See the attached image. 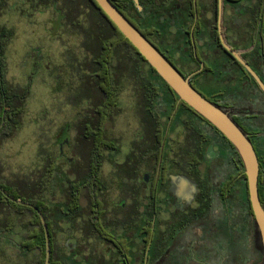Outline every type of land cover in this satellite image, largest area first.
<instances>
[{"label": "flooded vegetation", "instance_id": "flooded-vegetation-1", "mask_svg": "<svg viewBox=\"0 0 264 264\" xmlns=\"http://www.w3.org/2000/svg\"><path fill=\"white\" fill-rule=\"evenodd\" d=\"M160 1H155L152 9L139 10L145 20L116 3L141 29L149 28L152 19L157 33L151 38L168 53L162 42L165 37L177 49V61L193 52L195 61L190 67L196 70L189 76L201 70L190 82L250 140L259 161L258 185L264 188V91L232 53L239 54L264 84V0H166L164 6H158ZM51 5L62 15L56 18L57 27L77 30L81 42L90 43L83 25L75 26L76 21L63 17L60 2ZM82 49L83 56L70 61L68 69L56 71L57 76L66 78L58 92L56 87L50 89L61 97L53 108L62 116L52 126L44 102V132L54 142L51 148L43 144L35 177L25 178L28 183H38L41 199L52 208L50 231H55V236L50 264L259 263L261 246L246 201L245 168L233 144L198 113L192 114L173 99L162 113L158 100L148 102L150 122H160L165 131L159 132L156 126L154 132L145 130V122L137 116L142 107L133 86L130 109L135 129L129 135L113 134L123 112L121 96L127 90L119 96V115L107 116L106 110L97 115L89 93L98 71L91 64V51L85 45ZM211 60L215 61L211 73L199 82L194 80ZM177 61L178 69L187 68ZM2 90L7 91L5 87ZM4 101L8 102L7 96ZM170 107H174L172 120L168 117ZM188 113L200 130L192 126ZM5 173L0 182L7 186L11 180ZM0 188L7 193L2 185ZM72 194L79 195L77 209L71 207ZM28 199H33L31 194ZM260 200L264 206V191ZM21 202L24 204L18 205L36 211L34 204ZM0 217L2 220L3 215ZM18 218L23 219L21 215ZM18 223L11 230L0 226V231H15ZM17 248L27 258L23 264H40L38 249H23L21 243Z\"/></svg>", "mask_w": 264, "mask_h": 264}, {"label": "trees", "instance_id": "trees-1", "mask_svg": "<svg viewBox=\"0 0 264 264\" xmlns=\"http://www.w3.org/2000/svg\"><path fill=\"white\" fill-rule=\"evenodd\" d=\"M4 0H0V11L2 8V3ZM157 0H140V5L147 9H152L156 4ZM41 4H53L55 2L61 3V9L63 11V17L76 21L75 26H81L78 20L81 17H86L90 21L91 30L86 32L92 36L90 43L86 42L85 46L87 50L91 51L94 56V61L91 63L95 66L98 74L94 76L95 80L91 83L92 92H90V98L95 100V109L97 115H104V110H106L107 116H117L120 113H117L118 101L120 94L129 89L131 86L134 87V90L138 96V106L142 107V112L137 116L141 117L145 122V130L151 128L152 132L156 131V127L159 132H164L165 129L160 122L151 123V115L146 112V106L148 102L153 99L158 100L159 102V111L162 113L163 108H166V105L169 106V102L173 99L176 102L180 103L183 108L188 109L192 114L196 112L190 108L186 103L180 100V98L172 91V89L167 85V83L156 73L155 69L148 65L144 57L139 53V51L124 37L116 25L109 19V17L104 13V11L99 7L95 0H41ZM113 4L124 14V16L157 48V50L181 73L184 78H187L192 74L196 69L190 67V64L195 61L194 54L191 52L190 56H186L184 59H179L177 61V49L168 43V40L163 37L162 42L164 48L168 51L165 53L154 40L151 38L152 33H157L156 27L153 26V21L149 28L141 29L134 23L126 13L122 10L116 2L122 3L126 9L134 11L139 15L141 20H145L144 14H142L135 3L132 0L126 1H115L112 0ZM166 0H161L158 6H164ZM164 33H168V27H163ZM2 30V31H1ZM0 67L4 65L5 58V42L1 39L2 36L11 35L12 33L7 29L0 28ZM216 32L213 36V41L211 43L213 46L216 44ZM175 61L178 63H183L187 68L178 69L175 64ZM146 64L149 68V72L144 71V65ZM241 69H244L239 63H237ZM199 68V66H198ZM215 68V61L211 60L210 63L206 64L204 72L196 75L194 80L197 82L200 81V78L212 71ZM214 73V72H212ZM214 78V76H212ZM54 81L58 84L55 91H59L60 86L66 82V78L63 76H56ZM191 85L197 90V85L191 83ZM0 143L7 138L13 136L21 125V119L24 115V104L26 101V92L21 91L19 87H13L5 80V69H0ZM2 87H5L7 90L5 93L2 90ZM21 91V92H20ZM27 91V90H26ZM205 98H207L200 90H197ZM28 93V91H27ZM158 95V96H157ZM7 96V103L4 101V97ZM157 96V98H155ZM212 103L216 104L212 99L207 98ZM217 105V104H216ZM218 106V105H217ZM139 107V109H141ZM219 107V106H218ZM174 107H170V114L168 117L172 120ZM185 109V110H186ZM5 112V113H4ZM185 112L177 115L175 121L179 122ZM188 113V117L192 123V126L196 130H200L195 126L194 116ZM165 116V114H161ZM3 116H5L3 122ZM156 126V127H154ZM212 127V126H211ZM162 140V139H161ZM42 148V147H40ZM41 150V149H40ZM1 175V172H0ZM246 181V201L249 207L250 212L252 213L251 204L249 200V192L247 185L246 174H244ZM20 181V180H19ZM9 182L7 186H4L2 182L0 185L9 193L12 197L17 200L24 202H30L37 206L43 216L45 217L51 246L53 245V240L55 236V231H50L52 228V222L50 220V212L52 208L49 204L44 202L39 194L38 183H28L25 179L20 182ZM30 189V192H29ZM264 188L260 186L259 192L260 196L263 194ZM31 194L32 198L29 200V195ZM71 207L74 209L78 208L79 204V195L72 194ZM263 203V201L261 202ZM263 205V204H262ZM264 207V206H263ZM0 226H5L8 229H12L18 223V215L23 217L21 223L28 227L29 231H26L24 234L21 245L23 249H38L40 251V264H45L46 258V238L45 231L38 213L25 205H18L11 202L2 192H0ZM1 218V217H0ZM54 223V222H53ZM0 232H12V231H0ZM51 250L52 247H51ZM27 253V251L25 252ZM51 260H53L51 258Z\"/></svg>", "mask_w": 264, "mask_h": 264}, {"label": "rangeland", "instance_id": "rangeland-1", "mask_svg": "<svg viewBox=\"0 0 264 264\" xmlns=\"http://www.w3.org/2000/svg\"><path fill=\"white\" fill-rule=\"evenodd\" d=\"M40 1L4 0L0 11V28L12 33L9 37H1L6 48L3 60L5 80L26 92L25 112L18 131L0 143V172H6V177L16 183L28 178L27 176L32 179L35 177L33 174L39 167L40 147L45 145L51 148L53 145L54 138L47 139L45 123L41 119L45 101L50 110V120L54 123L52 126H55V119L57 121L62 116L53 108L61 97L58 99V94L50 92V89L58 85L52 77L58 75L57 69H68L70 61L85 53L82 49L85 44L81 42L78 31L70 32L57 27L56 18H61L62 15L57 14L51 4L46 8V4H41ZM85 19L83 16L79 20L88 33L92 30ZM90 37L92 38L91 35ZM143 65L144 71L149 72L148 66ZM121 102H124L121 104L123 112L112 128V133L118 136L120 133H132L136 124L130 109V88L121 96ZM65 111L64 109L63 112ZM18 221L15 231L0 232V250L3 251L0 253V264H23L27 259L20 255L17 248L26 233L21 219Z\"/></svg>", "mask_w": 264, "mask_h": 264}, {"label": "water", "instance_id": "water-1", "mask_svg": "<svg viewBox=\"0 0 264 264\" xmlns=\"http://www.w3.org/2000/svg\"><path fill=\"white\" fill-rule=\"evenodd\" d=\"M99 7L116 25L124 37L139 51L149 66L155 69L156 73L167 83L172 91L186 103L196 113L208 121L219 132H221L236 148L245 168L247 178L249 200L255 217V226L260 240L262 260L257 264H264V207L259 196V161L256 151L242 132L239 126L216 104L209 101L200 94L190 82L191 76L184 78L181 73L157 50V48L124 16V14L113 4L112 0H95ZM138 10L142 11L139 0H132ZM240 64L253 76L264 91V84L251 66L245 62L239 54L232 52ZM204 65L202 64V67ZM1 191H3L0 188ZM4 195L10 201L17 204H24L15 200L5 191ZM35 210L39 213L45 230L46 238V261L50 264L51 245L48 227L44 217L37 207Z\"/></svg>", "mask_w": 264, "mask_h": 264}]
</instances>
